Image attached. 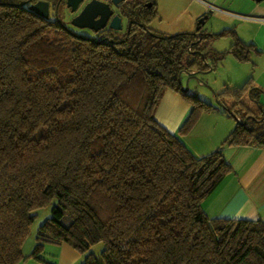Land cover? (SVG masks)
Returning <instances> with one entry per match:
<instances>
[{
	"label": "trees",
	"instance_id": "1",
	"mask_svg": "<svg viewBox=\"0 0 264 264\" xmlns=\"http://www.w3.org/2000/svg\"><path fill=\"white\" fill-rule=\"evenodd\" d=\"M32 1L0 0V264L25 260L45 207L32 253L41 262L45 244H67L82 264H264L263 220L210 219L202 206L233 172L225 146L264 148L263 91L250 77L215 93L218 108L179 83L227 55L249 62L255 46L232 29L158 33L156 0L121 4L129 34L127 23L79 33ZM227 35L229 49L212 48ZM167 90L191 106L177 133L155 119ZM218 109L236 125L196 156L182 137Z\"/></svg>",
	"mask_w": 264,
	"mask_h": 264
},
{
	"label": "crops",
	"instance_id": "2",
	"mask_svg": "<svg viewBox=\"0 0 264 264\" xmlns=\"http://www.w3.org/2000/svg\"><path fill=\"white\" fill-rule=\"evenodd\" d=\"M101 1L110 2L111 0ZM214 1L218 3V6L199 0L196 3L199 4L197 6L202 8V10H199L197 13L191 11L187 16L178 18L171 25L165 23L163 25L164 31L167 32H164V34L171 35L173 33L171 31H176V34L195 33L197 31L195 19L204 17L207 13V4L219 9L218 11L209 9L210 13L222 14L223 17L230 18L231 20L244 19L246 17L264 20V0H255L257 5L250 3V0H241L239 9H244L247 6V9L255 15L244 18L239 16L241 14H235V12L223 9L220 5H223L226 0ZM157 7L159 11L158 15L160 16L159 21L162 25V22L166 18L165 15L161 14L158 5ZM126 23L127 21L123 20V24ZM161 28L163 27L161 26ZM190 110L191 106L178 93L167 90L157 107L155 119L169 132L177 133L181 124L188 117ZM234 127L235 125L231 116L224 113L221 109L212 110L202 114L192 131L183 136L182 140L196 156L201 157L219 148ZM223 153L227 162L232 166L233 172L203 202L202 206L205 214L210 219H261L264 221V148L239 144L225 146ZM59 249L61 253L59 259L61 256L67 258L64 264H82L83 255L78 254L69 245H59ZM42 259L47 263L54 264L49 260ZM45 262L40 261L41 264H46Z\"/></svg>",
	"mask_w": 264,
	"mask_h": 264
},
{
	"label": "rangeland",
	"instance_id": "3",
	"mask_svg": "<svg viewBox=\"0 0 264 264\" xmlns=\"http://www.w3.org/2000/svg\"><path fill=\"white\" fill-rule=\"evenodd\" d=\"M157 5L159 6L161 14L165 15L164 22L161 25L158 15L154 18L149 26L156 32L164 34V26L166 24H172L178 18H182L183 16H187V14L191 11L195 13L202 10L199 6H197L199 0H156ZM203 2L213 3L218 6L214 0H200ZM241 0H226L223 5H220L223 9L230 10L232 12L241 14L243 18L246 16H255L253 15L248 7L245 6L244 9L240 8ZM196 3V4H195ZM250 3L257 5L255 0H250ZM199 5V4H198ZM213 11V10H212ZM159 12V11H158ZM185 12V13H184ZM64 13L63 9L59 10L58 16L59 18L68 23V14ZM206 19L204 20V24L202 25L203 30L219 33L222 30H235L236 35L239 40L244 42L245 44H251L255 47L252 49L250 53V61L249 62H238L231 55H227L223 61L211 71H207L204 74L199 75L200 84L195 81L189 82V90L190 94H196V96L213 107L220 108L215 100V93H219L223 90L224 87H239L241 86L248 78H253V84L255 87H259L262 89L263 94L261 97V103L264 105V20L255 19L254 17H246L244 19H233L225 18L222 14H215V12L210 13L209 8H207V13L204 15ZM204 17H199L195 19V28H197V24L199 20ZM67 18V19H66ZM260 20V21H258ZM161 26L163 28H161ZM196 30V29H195ZM172 34H176V31H171ZM194 32V31H193ZM166 34V33H165ZM171 34V35H172ZM233 43V38L230 35L225 37H221L217 40H214L211 43L213 49L217 51H224L229 49L231 44ZM258 51V52H257ZM186 80V76L182 75L183 83ZM259 97V98H260ZM220 110V109H218ZM233 118V117H231ZM233 123L236 125V120L233 118ZM37 218L31 227V231L29 237L25 240L22 252L25 256V260H22L20 263L23 264H41L39 260L35 259L32 256L34 248L37 243V230L38 227L51 215V208L45 207L37 212ZM45 251L41 253V257L51 261L54 264H64L67 260L66 257L60 256L59 245L53 244H45ZM103 249V245L101 243L96 244L92 247L91 252L95 255H98ZM86 255L82 257V263L85 259Z\"/></svg>",
	"mask_w": 264,
	"mask_h": 264
},
{
	"label": "water",
	"instance_id": "4",
	"mask_svg": "<svg viewBox=\"0 0 264 264\" xmlns=\"http://www.w3.org/2000/svg\"><path fill=\"white\" fill-rule=\"evenodd\" d=\"M125 1L126 0H111L110 2L101 0H65V3L71 14H74L82 7L80 12L71 19L70 23L72 26L97 32L106 27L114 31H122L124 29L120 5ZM30 9L44 18L49 17V3L47 1H37L30 6ZM205 19L206 17L199 20L197 31L201 29ZM131 23L132 22H127L125 27L127 34H129V24ZM204 73L206 72H181L179 75V83L183 86V91L188 92L190 81H195L197 84H200L199 75ZM182 74L186 75L184 83L181 79ZM215 100L217 102L216 104L221 107L222 103L218 100L216 94ZM256 103H258V101H256ZM260 111L262 113V120H264V108H260Z\"/></svg>",
	"mask_w": 264,
	"mask_h": 264
},
{
	"label": "flooded vegetation",
	"instance_id": "5",
	"mask_svg": "<svg viewBox=\"0 0 264 264\" xmlns=\"http://www.w3.org/2000/svg\"><path fill=\"white\" fill-rule=\"evenodd\" d=\"M37 1H46V0H33L32 2H31V4H34L35 2H37ZM48 3H49V15H50V13H52L54 16L55 15H58V13H59V10L60 9H63V11H64V13H66V14H68L69 16H70V18L68 17V23L71 25V23H70V21H71V19L74 17V16H76L79 12H80V10H81V8H79V10L77 11V12H75L74 14H71L70 13V10L66 7V3H65V0H50V1H47ZM121 6V5H120ZM65 14V15H66ZM67 19V18H66ZM74 27V26H73ZM75 28V30H77L79 33H85L86 31H91V30H89V29H79V28H76V27H74ZM259 108H264V105L263 106H261V107H259Z\"/></svg>",
	"mask_w": 264,
	"mask_h": 264
},
{
	"label": "built area",
	"instance_id": "6",
	"mask_svg": "<svg viewBox=\"0 0 264 264\" xmlns=\"http://www.w3.org/2000/svg\"><path fill=\"white\" fill-rule=\"evenodd\" d=\"M207 7H208L209 9H212V10H217V11L219 10V9H217L216 7H214L213 5H208V4H207Z\"/></svg>",
	"mask_w": 264,
	"mask_h": 264
}]
</instances>
